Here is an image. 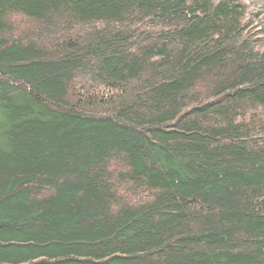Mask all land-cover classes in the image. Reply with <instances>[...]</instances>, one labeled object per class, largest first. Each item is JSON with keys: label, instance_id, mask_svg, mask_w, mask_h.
Segmentation results:
<instances>
[{"label": "trees", "instance_id": "obj_1", "mask_svg": "<svg viewBox=\"0 0 264 264\" xmlns=\"http://www.w3.org/2000/svg\"><path fill=\"white\" fill-rule=\"evenodd\" d=\"M0 264H264V0H0Z\"/></svg>", "mask_w": 264, "mask_h": 264}]
</instances>
